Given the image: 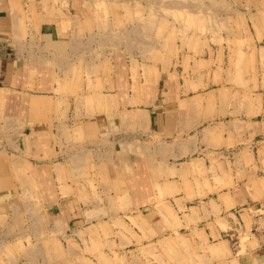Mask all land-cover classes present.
<instances>
[{"label": "crops", "instance_id": "obj_1", "mask_svg": "<svg viewBox=\"0 0 264 264\" xmlns=\"http://www.w3.org/2000/svg\"><path fill=\"white\" fill-rule=\"evenodd\" d=\"M14 1L0 0V172L8 179L13 171L23 175L21 170L29 165L33 171L29 179L38 181L35 194L45 216L38 243L46 249L39 264H107L110 258L101 253L100 245L118 242L112 223L123 218L119 225L126 227V217L140 219L151 239L168 234L170 223L181 230L186 221L195 228L196 221L206 218L210 226L204 228V243L220 250L210 254L226 264H264L261 162L252 157L251 163L240 161L238 169L221 174L216 189L204 191L203 204H194L198 191L180 162L188 155L193 166H207L214 155L222 162L228 142L243 139V131L228 132L222 123L224 116L238 110L227 108L226 79L203 76L195 81L204 85L198 89L191 85L197 83L176 81L178 71L172 69L134 79L126 71L128 60L121 64L126 66L123 74L116 73L112 55L106 75L98 78L104 90L93 97L91 106L57 111L55 71L48 62H56L77 38L81 5L71 0L63 9L49 10L51 15L38 9L41 17L36 27L25 21L23 33ZM233 2L241 25L229 37H234L246 58H255L257 70L252 67L246 82L252 114L256 109L258 115L257 100L264 97V77L259 74L264 68L260 62L264 0ZM231 94L242 98L240 92ZM62 115L72 118H57ZM131 136L145 141L137 149L117 148L121 139ZM9 158L17 165L14 170ZM213 186L210 182L209 188ZM7 190L1 194L20 196L23 191L19 187ZM0 214V264H36L35 253L29 251L37 242L36 232L30 236L21 230L34 228L35 222L16 220L3 209ZM104 230L107 236L101 234ZM18 244L23 248L20 253Z\"/></svg>", "mask_w": 264, "mask_h": 264}, {"label": "rangeland", "instance_id": "obj_2", "mask_svg": "<svg viewBox=\"0 0 264 264\" xmlns=\"http://www.w3.org/2000/svg\"><path fill=\"white\" fill-rule=\"evenodd\" d=\"M26 1L30 3L28 7ZM70 1L15 0L14 7L19 12L21 18L19 26L23 29V33L26 29L25 21L36 27L41 17L38 9L42 8L43 12L51 15L53 12H48L49 10L63 9ZM77 1L82 10V17L75 24V28L79 30L77 38L72 39L69 50H65L56 62H48L55 71L54 94L59 100L57 111L59 108L78 111L81 107L91 106L93 97L104 90L99 82L101 79L98 78L106 75L105 71L108 70L106 66L112 55L115 56L116 73L123 74L126 66L123 68L121 64H125L124 61L128 60L129 68H126V71L130 70L134 79L140 74L147 77L153 76L155 72L158 74L159 71L168 72L172 69L178 71L177 75L175 74L176 81L179 79L185 85L188 81L197 83L191 85L198 89L204 85L195 81H199L203 76L218 77L217 81L224 77L228 88L227 108H238V110H233L224 116L222 123L227 125L228 132L238 129V135L243 131L244 136L242 140L228 142L227 155L222 158V162L217 161L215 155L209 159L210 162L205 167L191 165L189 155L180 161L184 167V174L194 179L198 191L199 203L195 201L194 204H203L204 191L215 190V185H219V176L221 174L226 176L232 170L238 169L242 166L238 164L240 161L247 165L252 162L253 157L264 167V97L257 100L258 115L255 114L256 109L252 114V101L247 99L250 84L246 80L252 76V67L254 71L257 69H255V58L253 59L252 55L246 58L245 53L240 50L241 46L235 44L234 37H229L231 32L234 34V29L241 25L236 17L237 7L234 0ZM29 27L27 23V28ZM260 62L264 64L263 49L260 52ZM102 67L105 68L103 73ZM259 74L264 77V68L259 70ZM232 92H240L242 98L232 97ZM241 111L245 115L239 114ZM57 118L67 119L72 116L62 115ZM121 140L117 148L122 150L125 147L130 150L137 149L138 145L145 141L141 137L133 136ZM169 162L177 163L175 160ZM10 163L11 169L17 166L12 159ZM14 172L9 173L11 176L8 179L1 177L0 172V204H7L4 208L0 206V209L16 220L35 222L34 228L28 229L26 226L27 228L21 230L30 233V236L33 231L36 232L37 242L31 244L29 251L35 253L36 264H39L46 250L45 246L38 243L39 233H43L45 219L41 201L35 194L39 190V184L34 178L29 179V175L32 176L33 172L29 165L25 170H21L23 175ZM21 176L25 177L22 181ZM210 182L214 185L212 188H209ZM17 187L23 190H20V193L22 192L20 196H12L10 192L9 195L1 194L8 191V188ZM185 192L189 193L187 189ZM119 202L122 203L121 200ZM28 203L31 206L34 204L35 209ZM184 217L187 219L186 215ZM123 220L117 218L114 224L111 222L112 227L117 231L115 236L118 242L100 245L103 248L101 253L110 258L107 264H226L227 262L216 258L212 252L210 254L215 247L214 244L204 243V228L210 226L206 218L204 220L200 218V222L196 221L195 228H189L186 221L185 228L181 230L174 224L171 226L170 223V232L164 237L155 239H151V232L141 224L140 219L126 217L125 221L131 225V229L128 225L126 227L119 225L123 224ZM217 225L222 230L226 229L218 221ZM106 232L104 230L101 234L107 236ZM126 233L131 234V239L125 238ZM123 237L126 240H123ZM26 238L23 237L22 240ZM18 245L20 248L17 251L20 253L23 248ZM218 255L221 257V254Z\"/></svg>", "mask_w": 264, "mask_h": 264}, {"label": "bare ground", "instance_id": "obj_3", "mask_svg": "<svg viewBox=\"0 0 264 264\" xmlns=\"http://www.w3.org/2000/svg\"><path fill=\"white\" fill-rule=\"evenodd\" d=\"M6 3V2H5ZM98 13V12H97ZM96 15V14H95ZM149 121V120H148ZM148 123V122H147ZM196 165V164H195ZM223 251V250H222ZM213 252L214 253H219L220 252V250H218V249H215V250H213ZM224 256V255H223Z\"/></svg>", "mask_w": 264, "mask_h": 264}]
</instances>
